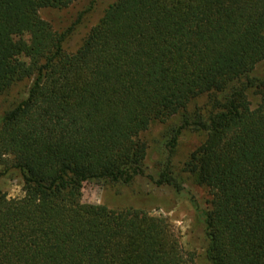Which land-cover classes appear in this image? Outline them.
<instances>
[{"label": "trees", "instance_id": "16d2710c", "mask_svg": "<svg viewBox=\"0 0 264 264\" xmlns=\"http://www.w3.org/2000/svg\"><path fill=\"white\" fill-rule=\"evenodd\" d=\"M75 1L0 0V96L30 81L0 124V175L23 181L0 189V264H196L166 217L82 200L85 181L147 175L141 134L178 113L170 147L206 135L184 169L210 195L209 263L264 264V0H114L70 50L92 5L62 30L40 10Z\"/></svg>", "mask_w": 264, "mask_h": 264}, {"label": "rangeland", "instance_id": "374dc122", "mask_svg": "<svg viewBox=\"0 0 264 264\" xmlns=\"http://www.w3.org/2000/svg\"><path fill=\"white\" fill-rule=\"evenodd\" d=\"M114 0H77L65 7H46L41 15L50 20L55 28L64 29L75 23L81 11L87 10L83 20L74 25V32L66 43L68 49H75L91 26L103 15L104 9ZM257 72L264 76V62L258 65ZM29 80L15 84L0 96V124L6 111L17 101L27 96ZM208 96L201 95L193 99L189 111L206 108ZM182 113L167 119H153L149 128L141 136L148 145L145 160L147 175H138L133 182L120 183L104 180H89L83 183L82 200L89 203H105L113 208L126 206L141 207L152 215L166 217L172 224L184 248L196 253V264H210L206 256L208 238L206 236L205 217L210 197L206 186L198 183L193 174L184 169L190 152L204 139L205 133L191 128L182 129L177 136V143L170 147V140L182 123ZM1 168V166H0ZM168 169L181 183V189L171 184L157 185L149 177L158 178ZM23 181L20 172L10 169L0 175V189L10 196L23 194Z\"/></svg>", "mask_w": 264, "mask_h": 264}]
</instances>
